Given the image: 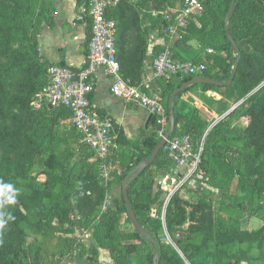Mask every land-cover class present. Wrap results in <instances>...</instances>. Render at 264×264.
I'll list each match as a JSON object with an SVG mask.
<instances>
[{
    "label": "trees",
    "instance_id": "16d2710c",
    "mask_svg": "<svg viewBox=\"0 0 264 264\" xmlns=\"http://www.w3.org/2000/svg\"><path fill=\"white\" fill-rule=\"evenodd\" d=\"M232 0H206L205 5L208 6V12L198 15L201 26L191 22L189 31H194L195 34L209 35L212 29L214 34L218 37L224 38V41L219 42L216 48L219 52L213 55H196L189 58V60L199 63L205 62L207 67L204 75L225 80L229 78L234 64L238 61L236 73L233 82L230 85H216L210 83H199L204 90L216 86H224L226 88L236 87L240 90L241 96H245L256 85L264 81V0H236L234 11L231 18H229L228 28L230 34L226 31V17L228 9ZM223 3V7H222ZM77 4L84 9L87 5V0H77ZM120 6V4H119ZM117 7L114 15L117 17L124 16L121 19V27L119 35H116L117 58L120 63L121 72L125 79L132 84L139 83L145 75V65L148 59V45L142 44L137 41L135 45L130 48H125L128 41L129 28L132 26L130 20L126 22V13L122 6ZM54 5L51 0H0V183L10 182V177L16 175L20 178L28 176L29 169L37 159H43L48 150L49 140L53 139L57 133L65 129L63 119L70 118L71 112L65 106H52L44 104L40 110L47 109L51 111L49 115L42 116L43 123L33 131L28 128L32 126V111L31 101L36 93L43 88L49 81L48 67L50 62L45 60L38 49L37 34L41 29L42 21L52 23V13ZM33 18V24L31 22ZM88 34L86 45L91 37L89 19H85ZM231 38H233L238 47L240 57L234 61L231 51L234 49L232 46ZM187 39H183L185 42ZM167 42V39H165ZM241 41H245L249 48L242 45ZM179 42L172 44V47ZM153 47V56L155 49ZM163 47V46H162ZM160 48V50L162 49ZM159 50V51H160ZM158 51V53H159ZM64 65L63 63H60ZM85 66V64L83 65ZM72 69H78L73 68ZM194 75H176L170 79L157 77L156 83H160L159 88L161 93H157L161 100L167 107L170 113L169 97L171 92L185 81L192 78ZM197 84H192L178 93L175 97V129L172 135H179L184 132H189L195 141L194 133L200 128H204L208 120L202 114L201 108L191 107L189 103L181 100L184 93ZM245 105L243 115H248L249 123L243 134V140L247 148H252L258 157H262L263 161L255 166V172L252 174L251 167L247 168L246 175L251 181V190L253 194L258 196L264 205V85L258 90L245 97L242 102ZM226 108V107H225ZM230 114V113H229ZM226 114V115H229ZM226 116L219 120L206 135V146L202 153V165L207 169L208 163L205 150L210 147L211 141H216V136L219 134L224 139V134L221 131V124L225 121ZM113 120V119H112ZM114 134L112 141L109 144L108 153L106 158L111 157L113 163L117 168H122L118 178L122 180L126 178L127 172L135 165L139 164L141 160L146 158L159 138L156 134V119L151 116L150 124L154 127V132L150 136L145 134L140 140L133 141L127 139L121 125L115 123ZM71 123V122H70ZM74 129L78 144L82 145V149L93 154L89 144L81 141L82 132L79 131L71 124ZM183 129V130H182ZM183 131V132H182ZM120 146L121 149L117 148ZM195 146V145H194ZM147 149V152L146 150ZM90 151V152H89ZM95 154V153H94ZM215 154V153H213ZM86 158V156H85ZM216 158V155H214ZM213 158V159H214ZM170 161V163H169ZM49 162V160H47ZM156 165L157 170H152V165ZM169 165L173 166V161L161 149L155 160L146 166L129 184L128 194L131 201V206L135 211L140 223L152 234L159 242V264H187L184 256H182L175 248L167 247L157 235V226L151 223L152 218L149 215L143 214L138 210L132 193L133 182L143 175H148L150 179L155 182L157 172L161 169H168ZM220 169L224 168L220 166ZM251 171V172H250ZM33 179L51 183L52 185L65 184L62 176L55 173L54 168L49 165L48 168L40 170L33 176ZM123 188V186H122ZM16 193L15 202L3 207L14 219L9 220L6 227L0 230V264H20V260L15 262L8 258L9 254L19 250V247L12 241L13 235L17 232L22 233L20 230V223L24 220H30L34 229L42 235H51L58 232L55 231L54 225H60L58 228L64 229L65 224L75 223L81 225L88 221L86 217L93 216L100 208L99 205L104 198V190L96 189L92 186L91 180L87 183L81 184L79 188L67 192L60 190L48 191L44 188H36L29 184L28 190L19 188ZM149 188L153 197H157L160 193ZM151 194H147V203L145 208H152L153 199H149ZM49 199L48 201L46 199ZM202 197L197 202H190L183 198L178 190H175L170 197L169 203L165 213V226L170 233L182 229V226L190 216L197 217L195 223L189 225L190 232H196L202 236V242L195 246L196 249L203 248L206 245L205 241L209 239H216L219 247L216 254H226L234 262L233 264H240L241 254L237 251L227 253L224 243L239 242L242 243H264V225L255 230H242L238 231L237 228H227L226 226L214 234L211 222H206L205 219L208 215L202 213L201 216H196L198 211L204 207H210L212 201L206 200ZM216 201V200H215ZM221 204V201L215 202V205ZM116 210H107L101 216L99 222L95 225L89 224L93 227L95 239L99 247H106L112 259H115L113 246H107L103 236L97 231V227L101 225L102 220L105 222L102 226L113 228L115 225V212H127V206L123 195L121 193V204H117ZM186 205L192 206V211H188ZM78 211L81 216H73L72 212ZM95 212V213H94ZM94 213V214H93ZM93 214V215H91ZM128 214V213H127ZM74 217V218H73ZM89 218V220H90ZM92 219V218H91ZM128 219L130 221L129 215ZM92 222V220H91ZM207 223V224H206ZM98 225V226H96ZM62 227V228H61ZM59 230V229H58ZM135 235L142 236L136 229ZM143 237V236H142ZM189 237V238H188ZM186 237V241H192V236ZM185 258L190 264H209V259L206 254L200 261L195 260V253L191 250L192 246L179 238L176 240ZM98 246L93 245L95 253L97 254ZM77 247V246H76ZM76 247L67 249L68 254L73 252ZM125 250L128 253L135 251V246L130 242L126 243ZM242 251V249H241ZM65 252V255H68ZM149 263H154V249L148 254ZM126 260V261H125ZM127 262V259L119 260V262ZM119 262H116L119 264Z\"/></svg>",
    "mask_w": 264,
    "mask_h": 264
},
{
    "label": "rangeland",
    "instance_id": "374dc122",
    "mask_svg": "<svg viewBox=\"0 0 264 264\" xmlns=\"http://www.w3.org/2000/svg\"><path fill=\"white\" fill-rule=\"evenodd\" d=\"M206 0H112L110 15L115 21L116 34L119 35V29L121 27V20H124V16L116 17L114 11L117 7L122 6L126 13V22L130 20L132 26L129 28L128 41L125 44V48H130L132 45L137 44V41L142 44L148 45V48L158 46L155 49L154 56L158 54L161 45L156 44L158 37L167 39V44H174L175 42H182L183 39H187L186 43H192L196 48H199L203 55H213L215 52H219L216 45L219 42L224 41V38L218 37L214 34L212 29L209 35L195 34V32L189 31L190 23L193 22L197 26H201L198 19V15L208 12V6L205 5ZM119 6V7H120ZM223 7V3H222ZM118 10V9H117ZM121 19V20H120ZM33 18L31 22L33 24ZM229 20L227 21L228 24ZM163 43V44H164ZM242 45L249 48L245 41H241ZM231 54L235 59L238 53L236 50H232ZM155 58V57H154ZM228 79V78H227ZM225 79V80H227ZM137 85H144V76ZM160 83H156L155 90L159 94L161 90L159 88ZM264 85V81L256 85L245 96H241V92L236 87L227 88L231 94L234 95L237 100L233 105L228 106V102L223 106L226 107L225 111L220 113V116L216 118L211 117V120L207 121L204 128H200L194 133L195 136V149L202 147L201 155L206 146V135L209 130L222 118L226 116L225 121L221 124V131L224 134V139L221 135H217L215 144L211 141L210 147L205 150L203 156L206 155L208 167H203L202 156L198 163V167L188 176H179L178 173L173 171L171 165L168 169H161L157 172L155 182L148 175L138 177L132 185L131 193L134 202L143 214L149 215L152 218L151 223L157 226V235L164 244L169 248H175L179 252L187 264L190 262L185 258V255L177 245L176 240L181 238L184 242L189 243L192 246V251L196 254L195 260L200 261L202 257L209 259V264H233V260L226 254H216V250L219 247L216 239L212 237L206 245L199 250L195 248L199 242H202V236L196 232H190L191 224L195 223L197 217H188L181 230L170 233L165 226V213L169 203L171 194L174 190L178 189L179 194L189 200L190 202H197L202 197L211 200L212 205L210 207L201 208L196 216H201L202 213L208 215L205 219L206 222H211L214 234L219 232L222 227L237 228L238 231L242 230H255L264 225V205L258 196L253 194L251 190L250 178L246 175L247 168L251 167L252 174L255 172V166L263 161L262 157H258L252 148H247L243 140V134L246 130V126L249 123L248 115H243L245 105L242 103L248 95L258 90ZM145 86V85H144ZM182 99L189 103L191 106L192 100L187 94H183ZM31 101L32 111V126L28 128L29 131H33L41 126L43 123L42 116L49 115L51 111L44 109L38 111ZM192 104V107L199 108V102ZM232 106H235L232 108ZM202 112V111H201ZM230 113V114H229ZM229 114V115H226ZM65 130L60 131L55 137L49 140L48 150L43 159H37L31 166L26 178H20L16 175L10 177V182L14 188L23 190L29 189V184L36 188H44L48 191L54 190L58 192L60 190H66L72 193V190L79 188L81 184L89 182L94 188L104 190V198L99 205V210L90 217H86L88 221L81 223V225L65 224L64 229L58 228L55 224L56 234L42 235L31 225L30 220H24L20 223V230L22 233L17 232L12 237V241L19 247V250L9 254L8 258L12 261L20 260V264H74L71 263L72 257L68 254L69 248L76 247V254L83 259L85 264H99L97 255L95 253L93 245H98L93 233V227L89 224L95 225L103 216L107 210H116L117 204H121V193L124 180L118 175L122 168H117L113 163L112 158L105 157V160H101L96 154H89L88 151L82 149V145L78 144L77 135L71 126L68 118L63 119ZM90 152V151H89ZM215 153V154H213ZM216 155V158H214ZM86 156V158H85ZM214 158V159H213ZM49 160V162H47ZM142 161V160H141ZM140 161V162H141ZM170 163V161H169ZM54 168V171L65 180V184L52 185L51 183L40 182L33 179V176L40 170L48 168L49 165ZM136 166V165H135ZM133 166L127 175L135 167ZM220 166L224 168L220 169ZM152 170H157L156 165H152ZM119 172V173H118ZM167 173L174 175L177 180L168 177ZM126 175V176H127ZM137 176V175H136ZM134 176L133 179L136 177ZM125 179V178H124ZM149 188L159 192L157 197H153ZM150 193L153 199L152 208H145L147 203V194ZM49 200L48 198L46 199ZM216 200V201H215ZM221 201V204L215 205V202ZM188 211H192V206L186 205ZM73 216H81V213L77 210L72 212ZM74 218V217H73ZM90 218V220H89ZM92 220V222H91ZM87 222H90L87 224ZM105 219L102 220L101 225L97 227V231L103 236L107 246H113L115 253V259H112L109 250L105 247L107 254L111 257L110 264H117L119 260L127 259V262L121 261L119 264H148V254L153 251L154 247L151 242L143 236L135 235L134 227L128 219L127 212H115V225L111 228L102 226ZM207 224V223H206ZM98 226V225H96ZM62 228V227H61ZM59 229V230H58ZM219 230V231H218ZM90 231V237L93 241H89L88 245H85V235ZM192 236V241H186ZM186 237H188L186 239ZM87 238V237H85ZM132 243L135 246V251L128 253L125 250L126 243ZM226 252L233 253L237 251V254H241L240 264H264V243H242L228 242L222 245ZM242 249V251H241ZM65 252L67 255L66 258ZM70 256V257H69ZM126 261V260H125Z\"/></svg>",
    "mask_w": 264,
    "mask_h": 264
},
{
    "label": "built area",
    "instance_id": "2783aa9c",
    "mask_svg": "<svg viewBox=\"0 0 264 264\" xmlns=\"http://www.w3.org/2000/svg\"><path fill=\"white\" fill-rule=\"evenodd\" d=\"M112 0H87L80 18L89 19L91 37L87 43L85 66L72 69L60 63L48 67L49 81L35 95L33 105L65 106L70 109L71 124L82 132L81 141L89 144L102 161L115 135L112 118L98 113L91 102L94 76L103 70L110 78V90L118 97L143 105L155 116L158 138L164 136L169 124V112L159 95L143 85L130 83L121 72L117 58L116 23L110 15ZM205 62L195 63L176 58L172 44L165 43L153 60L156 77L170 79L176 75H204ZM162 149L173 161V171L188 177L197 167L202 147L195 149L189 132L170 135Z\"/></svg>",
    "mask_w": 264,
    "mask_h": 264
},
{
    "label": "crops",
    "instance_id": "0c3cea01",
    "mask_svg": "<svg viewBox=\"0 0 264 264\" xmlns=\"http://www.w3.org/2000/svg\"><path fill=\"white\" fill-rule=\"evenodd\" d=\"M51 1L54 5L52 23L49 24L47 21H42L41 29L37 34L40 55L50 63H63L73 68H81L87 62L86 39L88 34L86 21L80 18L82 6L77 4V0ZM164 42L163 37H158L156 44L162 47L165 44ZM173 51L176 58L188 60L196 55H203L199 48H196L192 43L186 42H179L173 47ZM147 54L148 59L144 75L145 86H143L158 93L155 90L157 77L153 70L155 57L153 56V45L148 48ZM93 80L94 88L90 99L94 109L101 115L109 116L115 123L121 125L127 139L137 141L144 134L150 136L154 132V127L150 124L151 113L147 107L115 96L110 90V78L103 70H99ZM184 94H187L192 99L190 100L192 104L196 103L194 100L197 103L199 102V108L202 109L201 114L208 121L211 120V117L220 116V113L225 111L223 106L227 102L229 103L228 106H231L237 100V96L235 98L224 86H216L204 90L201 85L197 84L193 85ZM181 100L184 99L181 98ZM116 147L121 149L118 145ZM145 150L147 152V149ZM167 174L168 177L171 176L172 179L177 180L171 173ZM178 175L183 176L182 173ZM82 237L85 239V245H88L89 241H93V238L89 240L90 231L82 235ZM75 250L70 253L72 257L70 262L78 264L81 262L80 258L82 257L78 256ZM96 255L99 264L111 263V257L105 249L98 246ZM66 257L67 255L64 256V258ZM82 264H85L84 259Z\"/></svg>",
    "mask_w": 264,
    "mask_h": 264
},
{
    "label": "water",
    "instance_id": "95a60500",
    "mask_svg": "<svg viewBox=\"0 0 264 264\" xmlns=\"http://www.w3.org/2000/svg\"><path fill=\"white\" fill-rule=\"evenodd\" d=\"M235 2L236 0H232L228 9V14L227 17L225 19L226 21V31L228 34H230L229 28H228V24L227 21L229 20V18H231L232 13L234 11V6H235ZM231 42H232V46L234 48V50H236V52L238 53V59L240 57V50L239 47L236 43V41L231 38ZM237 66H238V61L234 64L231 74L229 76V78L227 80H219L217 78H213L210 76H206V75H195L192 78H190L189 80L185 81L184 83H182L180 86L176 87L170 94L169 97V103H170V113H169V124H168V128L166 130V132L164 133V136L160 137L158 142L155 144L154 148L152 149V151L150 152V154L144 158L139 164H137L133 170L126 176V178L124 179L123 182V195H124V199L126 202V206H127V213L129 215L130 221L133 225V227L143 236H145L153 245L154 247V263L153 264H159V242L158 240L152 235L150 234L147 229L140 223L135 211L133 210L132 206H131V201H130V197L128 194V187L130 182L132 181L133 177L138 175L142 170H144L146 168V166H148L149 164H151L155 158L157 157L159 151L162 149L163 145L165 144L166 139L173 134L174 129H175V97L178 93H180L181 91H183L185 88L189 87L192 84H199V83H210V84H216V85H230L233 82V78L234 75L236 73L237 70ZM50 107H52L51 104H49ZM235 106H232V108H234ZM152 116V114H151ZM150 116V117H151Z\"/></svg>",
    "mask_w": 264,
    "mask_h": 264
},
{
    "label": "clouds",
    "instance_id": "9594fccd",
    "mask_svg": "<svg viewBox=\"0 0 264 264\" xmlns=\"http://www.w3.org/2000/svg\"><path fill=\"white\" fill-rule=\"evenodd\" d=\"M18 191L12 184L0 183V209H3L5 205L14 203ZM12 219H14L13 216L6 211L0 210V230H3L8 221Z\"/></svg>",
    "mask_w": 264,
    "mask_h": 264
}]
</instances>
